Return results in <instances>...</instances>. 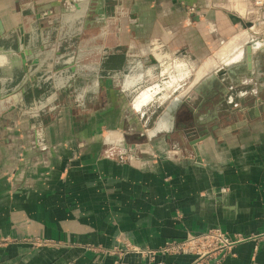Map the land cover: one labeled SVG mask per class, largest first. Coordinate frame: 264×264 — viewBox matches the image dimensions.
Segmentation results:
<instances>
[{
	"label": "crops",
	"instance_id": "0c3cea01",
	"mask_svg": "<svg viewBox=\"0 0 264 264\" xmlns=\"http://www.w3.org/2000/svg\"><path fill=\"white\" fill-rule=\"evenodd\" d=\"M98 22L106 37L120 27L119 53L104 63L125 70L119 90L156 77L128 107L141 111L137 128L122 106L113 124L107 97L98 113L56 103L66 90L84 105L75 51L60 43ZM252 40L264 41L253 0H0V264H215L130 251L212 227L255 237L219 264H264V52L248 58ZM52 58L62 66L49 68ZM169 86L184 90L151 117ZM37 88L46 94L31 113Z\"/></svg>",
	"mask_w": 264,
	"mask_h": 264
},
{
	"label": "rangeland",
	"instance_id": "374dc122",
	"mask_svg": "<svg viewBox=\"0 0 264 264\" xmlns=\"http://www.w3.org/2000/svg\"><path fill=\"white\" fill-rule=\"evenodd\" d=\"M193 5H187V11L189 13L188 7H191ZM198 9L196 8L197 13ZM191 13V14H195ZM110 27H106L103 23L98 22L96 26L91 27H85L83 36L77 40V42L74 43H60L61 50L69 51L71 54L73 50L75 51L73 54L75 56V64L78 68V75L76 77V93L75 97L80 98L84 101V105L79 106L78 103L71 98L72 93L71 91H60L58 90V94L60 99L57 100L60 102V104L66 105V108L69 106V112L68 113H90V112H99L100 109L104 108L105 106V98L107 97L109 100H112L113 102V124L116 123L117 116L119 115V112H121V106L123 110L128 113L130 116L128 120V126L132 128H137L139 125V121L136 118V115H140V118H142L140 113L141 111H135L131 108H128L129 105L133 103L134 98L137 96V94L142 90V87L151 84L156 80V77H154L153 73L147 75L144 82H142L137 88H132L126 91H121L120 84L124 80V74H126L124 69L117 73H111L110 71H107L106 67L104 66L105 62L107 61V57L110 55H116L119 53V49L116 48L117 40L120 37V27L113 25L111 29V35L106 37L105 31H107ZM135 33V31H133ZM89 35L97 37V40L89 42ZM243 34V36H245ZM107 38V39H106ZM55 40V36L53 38ZM59 45V46H60ZM63 45V46H62ZM107 46V47H105ZM56 48V42L53 41L51 45H49L48 50L55 49ZM67 60V59H66ZM141 59L135 60L134 67H138ZM59 59L52 58L49 60V68H58L62 66V62H60ZM140 66V65H139ZM48 68V66H47ZM136 70V69H135ZM20 78H22V75H19ZM183 86V84H182ZM112 87V88H111ZM183 87H180L179 89L174 88V86L166 87L162 90H158L155 93V100L151 102L149 106V111L145 109V111L148 114H151V117L153 114L157 115L165 106L167 103H169L172 98H175V96L180 95L183 92ZM189 93L191 91H188ZM64 93V95H63ZM44 94H46V91H44L41 88H37L36 91H31L29 94H27L28 98V104L29 107L28 110H31V113L37 112L38 109L41 108V104L38 103L35 104V101H32L34 99H41ZM184 96V93L182 94ZM184 100H187L186 98ZM32 102V103H31ZM75 103L74 105L72 104ZM188 103H192L190 100H187ZM32 105H31V104ZM160 105V106H159ZM188 104H183L182 111L185 113V110L188 108ZM47 109L48 107L45 106ZM127 107V108H126ZM44 108V107H43ZM21 113V110L18 111ZM46 112V110H45ZM60 112V109H56L55 113ZM67 112V111H66ZM136 113V114H134ZM143 119V118H142ZM142 123V122H141ZM117 124V123H116ZM103 129V128H102ZM117 130V129H116ZM215 229H221L220 227H212L206 231L197 232V233H190L193 235H200V234H209L210 232L213 234V231ZM224 231L223 229H221ZM224 233L228 234L224 231ZM188 234V235H190ZM187 235V236H188ZM229 235V234H228ZM186 236V237H187ZM232 237L231 235H229ZM264 235H262L263 237ZM185 237V238H186ZM236 239L243 238L246 241L255 237H245L243 235H236ZM233 237V238H235ZM261 235L258 237L260 238ZM183 238V239H185ZM173 240H181V239H173ZM207 245L205 247L202 246V244L199 245L196 251L193 253H181V254H170V255H182V254H189L193 255L194 262L195 263H209L210 261L214 260L215 264H219L222 262L223 259H225L231 252L234 245H232L227 251H219L217 248L216 239H206L205 242ZM238 243V242H237ZM207 251L205 254L204 252ZM202 253L204 255H202Z\"/></svg>",
	"mask_w": 264,
	"mask_h": 264
},
{
	"label": "built area",
	"instance_id": "2783aa9c",
	"mask_svg": "<svg viewBox=\"0 0 264 264\" xmlns=\"http://www.w3.org/2000/svg\"><path fill=\"white\" fill-rule=\"evenodd\" d=\"M254 4L257 6H263L264 0H253ZM189 13L196 12V6L188 7ZM216 239L217 248L219 251H227L235 243L244 240L243 238L236 239L230 237L228 234L224 233L221 229H215L213 234H200V235H188L185 239L181 240H168L158 249H147L141 247H132L130 251L145 255L151 260H155L157 255H170V254H181V253H193L197 250L200 244L205 247L207 244L204 243L206 239ZM207 251L204 252V254ZM202 253V255H204Z\"/></svg>",
	"mask_w": 264,
	"mask_h": 264
},
{
	"label": "water",
	"instance_id": "95a60500",
	"mask_svg": "<svg viewBox=\"0 0 264 264\" xmlns=\"http://www.w3.org/2000/svg\"><path fill=\"white\" fill-rule=\"evenodd\" d=\"M230 18H231L233 23L239 22L244 27H252L254 25V23H252V22H244L243 19H241L240 17L233 15V14L230 15ZM252 41H254V40H252ZM251 42L246 46V51L248 52V55H249L248 58H251L253 47H255V46H253V44ZM258 48L261 52H264V43L262 45H259Z\"/></svg>",
	"mask_w": 264,
	"mask_h": 264
},
{
	"label": "bare ground",
	"instance_id": "6f19581e",
	"mask_svg": "<svg viewBox=\"0 0 264 264\" xmlns=\"http://www.w3.org/2000/svg\"><path fill=\"white\" fill-rule=\"evenodd\" d=\"M251 43L253 44V46L258 47L259 45H262L264 43V41L256 40V41H252ZM151 96H152V90L151 89L143 90L141 92V96L139 97L140 98L139 103L146 101Z\"/></svg>",
	"mask_w": 264,
	"mask_h": 264
},
{
	"label": "trees",
	"instance_id": "16d2710c",
	"mask_svg": "<svg viewBox=\"0 0 264 264\" xmlns=\"http://www.w3.org/2000/svg\"><path fill=\"white\" fill-rule=\"evenodd\" d=\"M113 65H115V63H113Z\"/></svg>",
	"mask_w": 264,
	"mask_h": 264
}]
</instances>
